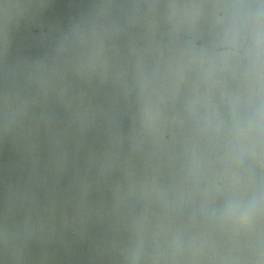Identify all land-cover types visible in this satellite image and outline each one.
Here are the masks:
<instances>
[{"label":"water","instance_id":"1","mask_svg":"<svg viewBox=\"0 0 264 264\" xmlns=\"http://www.w3.org/2000/svg\"><path fill=\"white\" fill-rule=\"evenodd\" d=\"M0 264H264V0H0Z\"/></svg>","mask_w":264,"mask_h":264}]
</instances>
